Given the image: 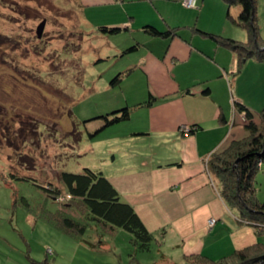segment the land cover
<instances>
[{
  "label": "rangeland",
  "instance_id": "rangeland-1",
  "mask_svg": "<svg viewBox=\"0 0 264 264\" xmlns=\"http://www.w3.org/2000/svg\"><path fill=\"white\" fill-rule=\"evenodd\" d=\"M175 1L178 3L168 9L162 7L160 0L148 3L92 0L84 12L80 0H0V264H42L44 261L50 264H196L185 258L183 243L178 241L182 237L177 230L180 232L183 228L178 229L176 220L165 221L152 211V203L159 202V196L154 194L157 191L135 190L132 178L144 170L143 166L152 156L170 155L176 147L170 142L173 135L161 139L158 133H150L145 110L136 106L149 98L150 81L140 70L128 69L138 59L140 50L125 53L122 50L140 36L144 39V35L150 38L148 41H161L146 34L142 26L157 20L156 17L163 20L162 11L176 18L181 31L189 38L194 33V39L211 41L216 46L218 38L196 34L191 27L214 33L232 31L236 35L233 39L242 36V27L226 16V5L221 12L214 0H204L201 8L198 1L195 7L186 4L192 0ZM158 7L161 9L157 10ZM149 16L155 19L144 21ZM256 16L259 35L264 39V0H256ZM116 18L133 22L135 26L119 33L100 31L101 26H114L115 20H119ZM43 20L46 25L39 37L37 29ZM255 44L260 46L258 41ZM261 48L264 51V46ZM243 65L239 60L236 72ZM185 68L195 73L200 67L193 58ZM120 73L121 80L113 85L111 81ZM238 86L234 84L240 92L252 88L263 90L264 72L262 76L245 75ZM230 88L226 86V105L231 114L233 89ZM235 104L240 105L245 127L249 121L247 112L254 122L263 126L261 117L255 121L260 109L253 110L238 99H234V107ZM125 105L131 107L130 119L98 130L103 122L98 116ZM193 126L183 123L179 130L188 137ZM142 129H146L144 135H137ZM215 138L216 132H210L202 141L210 143ZM212 154L204 161L206 170L199 178L203 175L208 179L217 188V195L227 203L219 180L209 169ZM86 167L102 170L107 177L114 178L124 199L137 197L142 201V212L149 213L145 219L156 238L149 250H136L128 231L119 229L112 236L97 228L94 222L83 236L65 232L53 223V214L66 212L60 205L65 198L54 199L37 181L12 175L13 171L31 173L61 186L60 170L82 173ZM255 179L259 196L264 199L263 160L258 162ZM130 186L134 187L130 189ZM228 207L238 212L240 220L239 210ZM136 209L139 211L140 207L137 205ZM74 213L71 211L69 215ZM212 218L208 228L213 226ZM250 229L254 232L255 227ZM230 232L231 228L218 220L206 239L219 236V241L211 244L228 250ZM230 264L237 261L233 259Z\"/></svg>",
  "mask_w": 264,
  "mask_h": 264
},
{
  "label": "crops",
  "instance_id": "crops-1",
  "mask_svg": "<svg viewBox=\"0 0 264 264\" xmlns=\"http://www.w3.org/2000/svg\"><path fill=\"white\" fill-rule=\"evenodd\" d=\"M114 1L118 2V0ZM143 1L148 3V1L156 2L157 0ZM197 1L201 8L204 0ZM214 1L219 5L221 12L226 5L228 13L229 6L225 0ZM160 2L165 8L178 3L175 0H160ZM80 3L85 12L86 5H91L92 0H80ZM159 9L161 7H158L157 10ZM230 11L234 17H237L240 8L231 6ZM166 13L160 12L163 20L156 17L157 20L145 22L144 25H154L161 31L171 29L173 30L172 35L167 37L151 35L161 40L157 42L148 41L150 38L147 35H144L146 36L144 39L142 36L139 37V40L134 38L136 40L132 44L139 43V48L135 52L140 51L138 59L128 69L131 71L140 70L150 81L149 87L153 101L149 105L140 106L145 110L150 133H158L162 137L161 139H169L166 135H173L170 142H173L172 145H175L176 149L170 155L164 153L152 156V160L143 166L144 170L140 171L141 173L135 174L132 181L134 180L135 190L153 189L157 191L154 194L159 196V202L152 203L154 209L152 210L153 207L150 206V210L156 212L165 221L172 219L174 222L176 220L178 229L183 228L179 232L175 227L179 236L182 237L178 241L183 243L182 248L186 251L184 256L204 253L214 259H219L235 249L262 242L263 239V235L259 236L255 229L254 232L250 229L251 226L248 227L247 224L240 222L238 212L229 209L227 203L217 195L215 191L217 188L209 183L208 179L203 178V175L200 178L199 176L205 172L204 161L211 153L227 147L233 139L249 134L240 109L237 106L234 107V99L240 100L253 110L254 108L260 109L255 116V121L260 120L259 114L261 108H264V89L256 91L252 88L240 92L237 87H239V81L249 73H257V75L259 73L262 76L264 61L250 57L245 60L243 69L236 72L239 67V57L229 46L219 42L216 46L211 41L194 39L196 37L194 33L189 38L181 31L182 27L177 24L178 20L171 18L170 14ZM227 13L226 16L229 17ZM116 19L119 20H115L114 26L119 25L126 30L135 26L133 22L126 20V24L125 21H121L122 18ZM148 19H155V17L149 16L144 21H148ZM144 25L142 30L148 34L143 28ZM191 28L195 33L200 32L204 35L211 33L225 38L236 36L232 34V31L228 32L227 30L214 33L202 30L197 26ZM241 30L242 36L235 39L248 41L247 30L243 27ZM163 39L166 42H163ZM120 50L119 47L118 51ZM193 58L200 67L195 73L185 68V65ZM242 71L243 73L240 74ZM235 83H237L236 88H234ZM226 86L233 89V92L231 91L232 106L229 105L232 109L231 114L226 105ZM206 88H209V93L205 92ZM209 122L211 124L207 126ZM183 123L190 126L195 125L197 129L185 137L181 134L182 130H179L180 124ZM145 130H140L137 135H144ZM210 132H216L214 142L204 143L202 138L209 135ZM208 137L210 140L212 139L211 136ZM111 181L117 186L114 178H111ZM134 186L129 188L132 189ZM257 193L260 198L258 189ZM125 200L133 204L135 208L137 205L140 207L138 213L148 226L145 217L149 213L142 212V201L137 197ZM261 200L264 201V199ZM211 217L216 218L214 225L218 220H221L224 225L231 228L230 235L227 237H230L228 250L219 249V245L211 244L219 241V236L206 239V234L214 227L213 225L208 228V221ZM178 241L176 243L179 245ZM207 242L210 243L207 244ZM185 243L186 246H184Z\"/></svg>",
  "mask_w": 264,
  "mask_h": 264
},
{
  "label": "trees",
  "instance_id": "trees-1",
  "mask_svg": "<svg viewBox=\"0 0 264 264\" xmlns=\"http://www.w3.org/2000/svg\"><path fill=\"white\" fill-rule=\"evenodd\" d=\"M229 6L228 16L234 23L247 30L249 35L248 42H243L233 38L219 37L217 35L206 33L207 35L218 38L219 43H223L237 51L241 63L250 57L264 60V51L256 47L255 42L264 46V39L259 35V27L256 16V0H225ZM231 6H238L240 12L234 17L230 11ZM144 30L153 36H170L173 30L161 31L154 25H144ZM124 27L101 26L100 31L119 33ZM262 43V44H261ZM139 48V43L122 50L123 53L135 51ZM263 49V48H262ZM131 71V69H129ZM121 80V73L116 76L111 83L118 84ZM209 88L205 89L209 93ZM152 95L149 92V98L136 106L149 105L152 103ZM239 109L240 105H236ZM243 107H241L242 109ZM131 107L125 105L114 108L112 111L98 116L103 119L98 130L130 119ZM261 121H264V110L260 114ZM248 122L246 128L250 134L241 140H234L229 147L221 153H213L209 160V169L220 182V190L227 201V204L237 208L241 216L240 222L255 227V232L259 236H264V201L257 196V187L255 175L258 170L259 160L264 162V124H257L247 112ZM224 120V118H222ZM197 129L192 127V132ZM14 177L22 179H33L54 199L65 198L60 202L63 211L54 216L53 223L64 230L76 236H83L90 226L91 222L101 228L103 232L109 235H115L119 229H124L131 234V242L136 250H149L154 242L155 235L142 219L135 206L125 200L119 190L115 187L109 177L102 170H94L86 167L82 173L59 171L61 186L53 181L38 179L31 173L12 172ZM39 180V181H38ZM69 196V197H68ZM74 211V216L69 215ZM78 216V217H75ZM263 257L261 261L254 264H264V242H256L241 249H235L231 253L214 259L211 256L201 253L195 256L185 255V258L192 260L196 264H230L231 260H236L241 264L250 259ZM229 261V263H228ZM42 264H50L47 261Z\"/></svg>",
  "mask_w": 264,
  "mask_h": 264
},
{
  "label": "water",
  "instance_id": "water-1",
  "mask_svg": "<svg viewBox=\"0 0 264 264\" xmlns=\"http://www.w3.org/2000/svg\"><path fill=\"white\" fill-rule=\"evenodd\" d=\"M45 25H46V20H43L40 25L38 26V29H37V34L39 37H41L43 35V32H44V28H45ZM259 48H261L260 46H258ZM262 49V48H261ZM263 257H259V258H254V259H250L242 264H254L256 262H259L262 260Z\"/></svg>",
  "mask_w": 264,
  "mask_h": 264
},
{
  "label": "built area",
  "instance_id": "built-area-1",
  "mask_svg": "<svg viewBox=\"0 0 264 264\" xmlns=\"http://www.w3.org/2000/svg\"><path fill=\"white\" fill-rule=\"evenodd\" d=\"M196 3H197V0H192V2L191 3H186L187 5H190V6H192V7H195L196 6ZM69 197V196H68ZM212 221V224L214 225V222L216 221L214 218H212L211 219Z\"/></svg>",
  "mask_w": 264,
  "mask_h": 264
}]
</instances>
